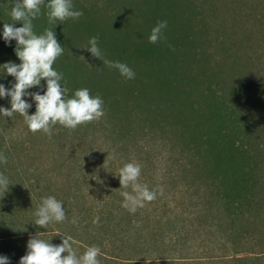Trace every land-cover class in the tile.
Instances as JSON below:
<instances>
[{"label": "rangeland", "instance_id": "rangeland-1", "mask_svg": "<svg viewBox=\"0 0 264 264\" xmlns=\"http://www.w3.org/2000/svg\"><path fill=\"white\" fill-rule=\"evenodd\" d=\"M73 4L83 15L54 26L64 52L53 67L64 74L69 96L81 87L100 95L104 115L74 129L57 123L51 137L31 131L19 113L0 117V152L8 158L0 171L12 183L0 198V222L5 215L15 223L0 233L21 235L9 245L0 243V253L18 264L27 240L38 232L44 239L52 235L54 244L63 234L71 237L78 255L99 246L100 264H264V0ZM11 6V0H0V31L5 22L22 23L11 21ZM46 10L42 6L33 20L37 33L51 27ZM159 20H167L163 39L155 42L167 45L164 56L144 61L119 55L115 41L147 42ZM92 35L98 36L101 59L83 49ZM15 46L0 39V63H19ZM104 57L126 62L135 78L121 76ZM0 75L6 85L13 80ZM198 95L239 99L236 111L246 120L240 124L249 125L244 142L255 149L257 168L252 197L239 200V209L215 195L203 166H192L191 144L184 145L209 128L198 116L205 107ZM9 100L5 96L0 105L9 107ZM190 108L197 115L186 120ZM34 111L33 102L28 112ZM129 161L142 166L139 182L157 191L156 199L135 212L122 206L121 193L131 188L120 186L116 175ZM47 195L63 202L66 219L44 229L34 223V210ZM6 203L18 208L8 209L11 216L2 211Z\"/></svg>", "mask_w": 264, "mask_h": 264}, {"label": "clouds", "instance_id": "clouds-1", "mask_svg": "<svg viewBox=\"0 0 264 264\" xmlns=\"http://www.w3.org/2000/svg\"><path fill=\"white\" fill-rule=\"evenodd\" d=\"M11 4V21L22 23L20 26L3 23L0 39L5 44L15 41L14 52L19 63H0V68L3 69L0 73L13 77V80L8 81V85L0 82V99L5 96L10 98L9 107L0 105V117H11L13 113H19L31 131H42L49 137L52 135L53 125L57 123L74 129L80 124L100 119L104 115L102 97L98 94L92 95L87 87L77 88L69 96L64 74L53 67L57 57L64 52L63 45L56 38L54 26L58 24L57 21L78 19L83 15V11L74 7L73 0H11ZM42 6L47 9L44 14L51 27H45L42 32L37 33L34 31L33 20L42 14ZM166 27L167 20H159L151 28L148 40L155 43L163 39V29ZM83 49L94 57H103L97 35L90 36ZM103 63L117 69L126 79L135 78L134 70L126 62L104 57ZM3 79L0 75V81ZM33 86L35 91L31 90ZM33 102L35 111L29 114L28 109L32 108ZM7 159V156L0 152V164H5ZM141 167L139 162L129 161L124 163L116 174L120 186L131 188V191L125 190L121 193L124 198L122 206L130 212H135L138 207H143L146 201L157 197V191L139 182ZM10 184L12 183L9 178L0 171V198L9 191ZM34 216V223L45 229L49 222L64 221L66 212L61 200L47 195L40 198ZM98 219L95 218L93 222ZM72 223H76L75 218ZM51 236L44 239L38 232L30 236L26 242L25 254L19 258L18 264H100L99 246L90 245L78 255L73 248L71 237L63 234L61 242L54 244L50 242ZM0 264H10V257L0 253Z\"/></svg>", "mask_w": 264, "mask_h": 264}, {"label": "trees", "instance_id": "trees-1", "mask_svg": "<svg viewBox=\"0 0 264 264\" xmlns=\"http://www.w3.org/2000/svg\"><path fill=\"white\" fill-rule=\"evenodd\" d=\"M119 43L120 45H118ZM126 43L115 41L114 45L117 51L119 52L120 49L119 55L126 58H129V55H135L144 61H148L149 57L152 59V57L164 56L166 54L165 50H169L167 45L161 46L159 43L155 44L149 41H129L128 45H124ZM198 96L205 105L202 112L196 109L198 116L201 120H206L209 128L206 126L207 130H200L195 136L197 139L189 137L188 141H184V145L187 147L188 144H191L190 152L192 156L190 157L192 158H190V161L192 166H203L212 188L215 189V195L219 196L227 207L233 206L239 209V206L242 205L239 200L245 198L248 201L252 197L251 188L254 185V177L256 176L252 173L257 168L255 149L252 147L251 149L246 148L244 142L249 135V129L247 130L249 125L240 124L246 120L244 119L245 114L236 111L240 107L239 99H237V102L236 100L229 102L224 95ZM191 106H193V103ZM194 112L195 109L190 108V116H185L186 120ZM195 115H197L196 112ZM213 125H216V127ZM3 206L4 210L2 211L4 214L9 213L8 209L10 207L11 211L18 210L16 206L9 203ZM30 215L31 213L27 217L30 218ZM3 217L4 219H1L0 222V230L1 228L8 229L15 226V223L12 222L13 217H5V215ZM13 236L19 237L21 235L13 233L7 236L0 233V243L9 245L10 242L16 241L14 239L16 237Z\"/></svg>", "mask_w": 264, "mask_h": 264}]
</instances>
